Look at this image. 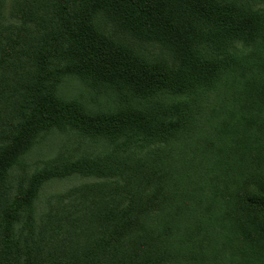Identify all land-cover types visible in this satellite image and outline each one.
Masks as SVG:
<instances>
[{
    "label": "trees",
    "instance_id": "trees-1",
    "mask_svg": "<svg viewBox=\"0 0 264 264\" xmlns=\"http://www.w3.org/2000/svg\"><path fill=\"white\" fill-rule=\"evenodd\" d=\"M28 1L34 21L0 22V264H178L180 210L164 205L168 178L148 156L156 149L163 161L200 93L243 64L246 49L264 51V0ZM251 69L229 145L233 182L209 199L222 200L214 220L234 240L224 264H264V66ZM67 79L96 95H67ZM55 131L109 148L12 181ZM71 174L103 180L39 209L44 183Z\"/></svg>",
    "mask_w": 264,
    "mask_h": 264
},
{
    "label": "rangeland",
    "instance_id": "rangeland-1",
    "mask_svg": "<svg viewBox=\"0 0 264 264\" xmlns=\"http://www.w3.org/2000/svg\"><path fill=\"white\" fill-rule=\"evenodd\" d=\"M29 7L28 0H1L0 9L3 13H0V22L8 21L15 25L23 20L34 21ZM246 52L243 64L224 73L215 86L200 93L196 107L192 108L193 120L168 148L163 155L164 160L159 161L157 155L160 151L156 149L148 156L162 167L168 178L162 197L164 205L176 206L180 210V218L171 225L172 232L182 240L183 256L179 257L178 264H224L228 262L224 261L225 255L230 252L226 243L234 245L230 231L220 220H214V214L224 206L222 200L216 203L209 199L215 190L222 191L226 183L232 185L230 177L235 172H232L230 166L235 165L234 160L238 155L236 151L233 154L229 151V145H234L241 134L236 122L244 111L248 98L244 87L252 80L251 67L264 66V51L251 48L246 49ZM63 91L67 95H96L89 93L86 86L74 79L64 82ZM104 147L106 146L101 141L84 138L71 131L49 133L26 153L21 165L12 170L11 180L56 159L102 155ZM229 159L232 160L231 163L226 162ZM228 170L231 173H227ZM99 180L103 179L97 175L83 174L52 178L44 183L40 191L39 209L55 193L81 183ZM203 211L212 218L203 213H195Z\"/></svg>",
    "mask_w": 264,
    "mask_h": 264
}]
</instances>
